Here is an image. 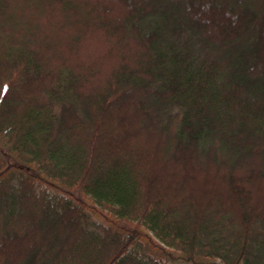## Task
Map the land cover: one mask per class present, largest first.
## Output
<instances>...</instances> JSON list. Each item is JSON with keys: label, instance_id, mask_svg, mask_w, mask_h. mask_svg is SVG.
<instances>
[{"label": "trees", "instance_id": "16d2710c", "mask_svg": "<svg viewBox=\"0 0 264 264\" xmlns=\"http://www.w3.org/2000/svg\"><path fill=\"white\" fill-rule=\"evenodd\" d=\"M0 140V264H264V0H0Z\"/></svg>", "mask_w": 264, "mask_h": 264}, {"label": "rangeland", "instance_id": "374dc122", "mask_svg": "<svg viewBox=\"0 0 264 264\" xmlns=\"http://www.w3.org/2000/svg\"><path fill=\"white\" fill-rule=\"evenodd\" d=\"M0 146L4 147L1 140H0ZM10 161L13 162L11 159ZM12 168H15V167H12ZM77 196H79V198L86 203L88 210L92 213L93 217L98 222L108 223V220H117V218L113 216L110 212L101 209L90 197L83 196L80 193H77ZM134 224H136V222ZM139 228L144 233L152 235L144 226H139Z\"/></svg>", "mask_w": 264, "mask_h": 264}]
</instances>
